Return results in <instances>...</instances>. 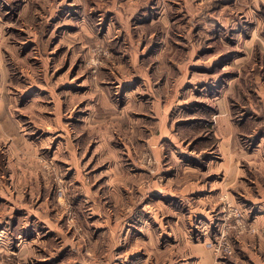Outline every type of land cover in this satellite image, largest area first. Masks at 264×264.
Listing matches in <instances>:
<instances>
[{
    "label": "rangeland",
    "instance_id": "rangeland-1",
    "mask_svg": "<svg viewBox=\"0 0 264 264\" xmlns=\"http://www.w3.org/2000/svg\"><path fill=\"white\" fill-rule=\"evenodd\" d=\"M236 1L0 0V264H264V0Z\"/></svg>",
    "mask_w": 264,
    "mask_h": 264
},
{
    "label": "crops",
    "instance_id": "crops-1",
    "mask_svg": "<svg viewBox=\"0 0 264 264\" xmlns=\"http://www.w3.org/2000/svg\"><path fill=\"white\" fill-rule=\"evenodd\" d=\"M236 3H239V1L237 0L236 1ZM129 84H130V82H129ZM133 88V87H132ZM135 91V90H134ZM132 93V91H128L127 92V94H125L126 95V98H127V100H128V103L129 104H131V103H136V101H135V97H134V95L133 94H131ZM154 101V103H160L161 101H162V99H161V97L160 96H158V95H156L155 96V99L153 100ZM125 110H126V108H125ZM124 109L122 110V111H120L123 115H126L127 113H125L126 111H125ZM129 110L130 111H133L132 110V108H131V106H129ZM164 110H166V109H164ZM158 114H157V116H156V118H158V119H160L161 117H162V108H161V105L158 107ZM125 113V114H124ZM160 123V122H159ZM229 124H231L230 122H229V120H228V125ZM159 127H161L160 126V124H159ZM260 128V126L258 127V129ZM161 131V130H160ZM161 132H163V131H161ZM262 191V190H261ZM3 192H4V189H3ZM263 193V192H262ZM26 249V251L27 252H29V253H31L32 252V250L30 249L29 250V248L27 247V248H25Z\"/></svg>",
    "mask_w": 264,
    "mask_h": 264
}]
</instances>
